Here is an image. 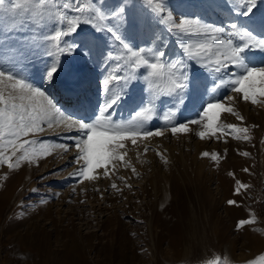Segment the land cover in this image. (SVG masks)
Returning <instances> with one entry per match:
<instances>
[{
  "label": "rangeland",
  "instance_id": "obj_1",
  "mask_svg": "<svg viewBox=\"0 0 264 264\" xmlns=\"http://www.w3.org/2000/svg\"><path fill=\"white\" fill-rule=\"evenodd\" d=\"M62 2L55 0L56 8L47 7L75 17L77 13L63 9ZM91 2L111 11L120 0ZM231 2L167 0L166 7L172 11V19L189 15L210 24L237 23L264 38V0H258L248 15L244 14L246 9L239 11L243 4L236 11ZM135 3V11L145 13L140 0ZM41 10L40 0H30L29 9L21 15L27 18ZM5 16L0 24V63L11 68L16 59L27 56L23 65L29 79L44 86L66 113L94 115L105 102L101 82L106 72L101 52L108 44L111 46V37L90 25H81L71 38L81 47L63 58L55 82L43 85L42 74L49 58L38 50L18 54L20 42L26 37L19 32L9 33L10 22ZM148 20L151 32L162 37L160 45L166 58H177L181 52L177 38L150 14ZM125 36L136 47L150 42L131 30L125 31ZM35 39L42 37L37 35ZM87 41L100 44L93 59L84 55ZM246 59L252 66H264V50L249 48ZM237 71L233 67L223 78L227 80ZM189 75L183 102L161 97L156 103L157 112L147 122L149 129L162 128L165 135L138 140L137 145L128 141L125 159L131 167L121 164L108 178L102 176L103 169L94 171L93 175L98 176L94 181L70 175L78 167L73 163L74 148L65 154L56 147L47 158L21 164L15 170L0 165V264H208L217 257L227 264H246L264 255V107L237 98L234 107L244 121L230 114L220 117L221 123L248 127L251 143L232 136L225 143L223 135L219 140L201 139L198 132L202 127L196 125L188 133L174 135L172 124L164 120L166 114L173 113L170 120L175 124L195 120L207 103L233 95L227 85L216 89L213 80L217 74L199 64L191 65ZM65 83L70 85L69 90L76 91V96L66 93ZM164 83L154 81L161 87ZM149 95L145 81L134 82L116 105L113 118L127 120ZM74 134L45 132L35 138L53 145L66 144ZM204 151L219 153L221 159L214 162L211 156L202 157ZM199 167L204 173L201 176L194 173ZM205 173L210 175L205 177ZM237 181L247 185L239 194L235 191ZM112 183L121 191L112 189ZM229 200H236L237 205H230ZM252 216L255 223L238 230V221ZM173 239L180 241V252L188 255L177 254Z\"/></svg>",
  "mask_w": 264,
  "mask_h": 264
},
{
  "label": "snow or ice",
  "instance_id": "obj_2",
  "mask_svg": "<svg viewBox=\"0 0 264 264\" xmlns=\"http://www.w3.org/2000/svg\"><path fill=\"white\" fill-rule=\"evenodd\" d=\"M257 2L232 0L231 5L237 11V7L243 4L239 11L246 9L244 14L248 15L257 6ZM166 3L167 0H157L156 3L153 0H140L145 13H138L135 11V0H120L111 11L91 0L88 3L84 0H63V9L77 13L75 17H70L64 11H53L47 7L51 5L56 8L55 0H40L42 10L25 18L21 12L29 9L30 0H23V3L20 0H0V24L7 14L9 33L19 32L26 37L20 42L18 54L38 50L39 54L49 58L42 74L43 85L53 84L62 71L63 58L74 55L81 47L71 39L81 25H90L96 32L107 33L111 37V46L108 44L107 50L101 52L106 72L101 82L105 102L92 116L66 113L44 86L34 84L24 71L23 59H27V56L16 59L11 68L0 63V165L15 170L21 164L38 163L51 155L52 149L59 147L65 154L70 149L76 150L73 163L78 167L70 175L78 176L81 180L98 179L97 175H93L97 169H103L102 176L108 178L110 172L118 170L121 164L131 167L125 159L126 143L130 141L132 145H137L138 140L165 135L162 128L149 129L147 122L157 112L156 103L161 97L183 102L190 79L189 69L193 63L216 73V80H213L215 88L227 85L233 95L207 103L203 106L202 115L195 120L175 124L170 120L173 113L169 112L164 120L172 124V134L188 133L192 130L191 126L196 125L202 127L198 132L201 139L219 140L223 135L225 143L228 136L251 143L248 127L221 123L220 117L222 114H230L244 121L245 118L234 107L237 98L264 107V66H252L246 59L247 49L264 50V38L237 23L227 26L210 24L198 16L189 15L172 19L173 13L167 9ZM148 14L166 25L167 31L177 38L181 49L177 58H166V51L160 45L162 37L151 32ZM128 30L150 42L144 43V46H134L125 36ZM37 35L42 39L36 40ZM237 37L240 39L237 40ZM193 40L197 42L193 43ZM98 50V42H84V55L89 59H93ZM233 67L239 71L225 80L223 75L230 73ZM141 79L145 81L149 98L144 99L127 120L114 119L116 105L127 94V89ZM154 81L165 83L161 87L154 85ZM117 86L118 90L114 91L113 88ZM173 107H176L175 103ZM60 131L75 134L68 137L69 143L66 144L53 145L49 141H37L35 138L45 132L58 134ZM224 151L226 154L227 149ZM201 155L205 158L211 156L214 162L221 159L219 153L211 155L204 151ZM132 171L135 173V168ZM246 187L237 181L235 191L239 194ZM111 188L121 191L115 183L111 184ZM228 203L237 205L236 200H229ZM255 220V216L239 220L238 230L255 223ZM261 262H264V255L246 264ZM208 264L227 262L217 257Z\"/></svg>",
  "mask_w": 264,
  "mask_h": 264
},
{
  "label": "bare ground",
  "instance_id": "obj_3",
  "mask_svg": "<svg viewBox=\"0 0 264 264\" xmlns=\"http://www.w3.org/2000/svg\"><path fill=\"white\" fill-rule=\"evenodd\" d=\"M69 83V82H68ZM68 83H65V84H63V86H64V88L66 89H64L65 91H67L66 93H69V94H73V96H76V91H74V92H72L71 91V89L69 90V88L68 87H70V85L68 86L67 84ZM73 84H74V82H73ZM62 85V84H61ZM72 86H74V85H72ZM68 88V89H67ZM73 88V87H72ZM92 89H93V87H92ZM96 90H97V88H96ZM90 94V93H89ZM86 96V95H85ZM104 96V95H103ZM94 100V99H93ZM97 101V100H96ZM84 112V111H83ZM59 133H62V134H68L67 132H64V131H60ZM58 133V134H59ZM193 161V160H192ZM189 162H190V160H189ZM191 163V162H190ZM185 165V164H184ZM186 166H188V165H186ZM200 169H197L194 173H196L198 176H201V175H203L204 173H201V167H199ZM210 174H206L205 173V177H208ZM189 180V179H188ZM169 182H170V179H169ZM1 208H2V206L0 207V212H1ZM190 236V235H189ZM192 237V236H191ZM190 238V237H189ZM252 241V240H251ZM29 243V242H28ZM171 243H172V245L174 246V250L177 252V254L178 255H182V256H186V255H188L187 253L188 252H185L184 254L183 253H181L180 251L182 250V249H179V245H180V241L179 240H177V239H173L172 241H171ZM192 243V242H191ZM189 245V244H188ZM183 246V248H184V244L182 245ZM186 250V249H185ZM30 251V250H29ZM184 251V250H183ZM190 251V250H189ZM35 252V254H36V251H33V253ZM32 253V254H33ZM38 257H39V255H38ZM65 263V262H64ZM38 264V263H37Z\"/></svg>",
  "mask_w": 264,
  "mask_h": 264
}]
</instances>
